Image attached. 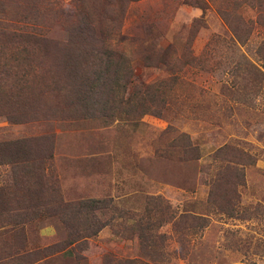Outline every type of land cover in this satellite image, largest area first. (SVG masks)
Segmentation results:
<instances>
[{"label": "rangeland", "instance_id": "rangeland-1", "mask_svg": "<svg viewBox=\"0 0 264 264\" xmlns=\"http://www.w3.org/2000/svg\"><path fill=\"white\" fill-rule=\"evenodd\" d=\"M102 52L131 66L125 98L158 88L148 113L85 118L73 95ZM25 142L36 159L12 155ZM85 199L105 207L64 256ZM10 252L264 264V0H0V258Z\"/></svg>", "mask_w": 264, "mask_h": 264}, {"label": "trees", "instance_id": "trees-1", "mask_svg": "<svg viewBox=\"0 0 264 264\" xmlns=\"http://www.w3.org/2000/svg\"><path fill=\"white\" fill-rule=\"evenodd\" d=\"M74 42V40H71V43ZM54 44L57 46L56 42H54ZM106 53H108L107 56L104 52L98 56V61L95 63V65L93 64L91 67H86V72L82 74L79 83H77L78 88L75 90V95L73 96H77V104H82L81 107L84 108L85 118L88 120H109L108 122H110V120H113V118L118 117L119 119L125 117L129 120V122H132L138 117H141L145 113L149 112V104L154 102L155 96L160 91L155 86L151 92L145 91V93L141 96H131L128 93L129 97L125 98L127 88H129L128 84L125 82L127 73L126 66L130 65L126 64V58L124 55H120L121 59L113 60L111 58V54H113V52ZM19 81L23 82V80ZM19 86V92L17 95L21 100L22 105H29L32 107L33 101L30 96L31 93L28 94L29 85L25 83H19ZM94 88L99 89L97 94L92 93ZM24 116V114L19 115L18 119H13V122H25L28 115L26 117ZM16 145L17 146L15 147V150L12 154L13 156L20 158L30 157L36 159L38 153L37 148L35 147L36 143L28 144L25 142L21 143V145ZM189 147L196 149L190 142ZM81 205L85 214V221L83 225V229L85 231L81 230L82 235L80 236L75 235L73 232L68 233L66 239L67 242H65L66 245L61 247L66 250L63 254L64 256L73 255L74 250L71 247L77 245L84 238L93 234L91 233L92 229H90V227L94 226L92 221H90L91 216H93L97 210L105 207L102 200L99 199H85L81 201ZM105 225L106 224L104 222H102L101 225L98 224V229L94 232H97ZM3 257L6 259L0 258V264H21L18 263V260L23 256H21V254L19 255V253L14 255V253L10 252L3 254ZM149 260L146 264H151Z\"/></svg>", "mask_w": 264, "mask_h": 264}]
</instances>
